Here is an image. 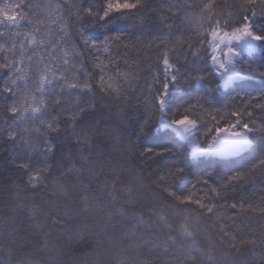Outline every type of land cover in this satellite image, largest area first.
<instances>
[{"label": "snow or ice", "instance_id": "obj_1", "mask_svg": "<svg viewBox=\"0 0 264 264\" xmlns=\"http://www.w3.org/2000/svg\"><path fill=\"white\" fill-rule=\"evenodd\" d=\"M145 7V0H103L99 9L85 6L84 0H13L0 7V160L21 174L26 191L44 193L35 199L16 197V209L25 210L30 221L28 230L16 227V217L0 218V253L6 257L0 264H45L37 239L43 237L47 247L51 232L45 229L68 233L69 247L95 237L98 249L105 244L111 251L134 247L141 257L155 254L160 264H209L216 257L198 243L201 220L212 221L204 227L213 232V246L225 249V257H237L225 264H243L246 252L264 249V233L257 236L245 222L253 215L264 217V195L257 204L228 194L230 186L264 170V158L223 183L205 176L186 188L178 183L186 175L183 157L157 169V159L171 149L137 146L152 125L175 128L192 155L222 152L228 145L248 143L249 134L264 135V96H247L223 109L208 107L204 98L175 110L170 103L174 92L203 81L208 65L224 83L242 73L264 77L260 68L245 63L248 53L264 54V0H186L192 15L181 20L185 28L168 23L178 15L169 5L160 15L166 34L146 44L143 34L135 42L122 35H107L103 41L84 36L89 23L105 27L114 14L134 16ZM142 44L155 61L140 83L143 65H134L120 49L126 54ZM98 100L120 108L115 128L101 131L90 120ZM137 106L143 107L144 120L134 139L128 125ZM200 128L202 140L193 135ZM65 143L76 148L80 167L70 153L64 154ZM117 156L125 163L135 161L134 166L126 169ZM145 173L151 178L146 187L167 205L147 207L138 195ZM71 200L96 208L100 220L73 226L66 209ZM126 205L140 214L135 224L118 232L110 227L112 213ZM148 236L160 242L157 248L148 247ZM94 255L91 264H99V252Z\"/></svg>", "mask_w": 264, "mask_h": 264}, {"label": "trees", "instance_id": "obj_2", "mask_svg": "<svg viewBox=\"0 0 264 264\" xmlns=\"http://www.w3.org/2000/svg\"><path fill=\"white\" fill-rule=\"evenodd\" d=\"M12 2L13 0H0V7H4L5 4ZM56 2L57 0H52L53 4ZM185 2L186 0H145L146 7L134 16L124 17L120 14H114L105 27H99L94 23L87 24L84 28V36L86 39L103 41L107 35H122L127 38V41L135 42L136 37L143 34L144 44H146L154 35L166 34L165 24L161 22L160 15L162 10L169 5L174 6L173 11L177 12L178 15L172 17L168 23L175 24L181 28L187 27V25L181 24V20L186 15H192V13L186 12L184 7ZM217 2L230 3L232 0H217ZM102 3L103 0H84L85 6L94 4L98 9L102 7ZM120 54L122 56L126 55V58L134 65H143L140 69V83H142L147 65L155 61V56L150 55L143 44L130 48L126 54L123 49H120ZM113 55H116V53L113 52ZM245 63L256 66L261 71H264V54L259 52L247 54ZM242 75V79L234 81L228 88H223L220 78L215 73L213 67L208 65L204 71L203 81L193 83L172 94L171 107L175 110L177 105H188L194 103L197 98H204L208 107L223 109L228 106L238 105L247 96H264V77L259 76L257 73H242ZM98 103L99 107L90 117V120L96 122L101 131L115 128L120 123V108L111 100H98ZM143 120V107L137 106L134 119L128 125V134L134 139L136 138L135 133L143 124ZM260 122L257 120V123ZM203 131V128L196 130L195 136L197 139H203ZM249 137L251 145L238 155L229 157L212 155L193 158L190 155L187 143L179 138L174 130L152 125L151 131L145 133L137 140V146L141 149L143 147H151L157 151L162 147L171 149V152H166L162 157L157 159L154 165L157 169H163L171 160L183 157L182 166L186 169V175L178 183L186 188H190L198 179L205 176L212 183H223L228 177L249 170L260 159L264 158V135L249 134ZM103 139H107V137H103ZM63 152L65 155L70 153L72 162L77 167H80L81 162L75 147L65 143L63 145ZM115 160L126 169L132 168L135 164V161L131 159H127L125 163V159H121L119 156L115 157ZM135 171L139 174L138 168ZM20 176L21 174L14 168L0 160V218L16 217V227L21 230H28L30 221L25 210L16 209V197L19 194L21 198L35 199L37 195L43 196L44 193L40 192L37 194L26 191L20 183ZM87 177L88 173L84 172L82 177L84 183H88ZM24 179H27V177H24ZM150 182L151 178L147 177V173H145L143 184L136 189L145 205L147 207L167 205L168 202L166 200H163L146 187ZM17 186H19V192ZM228 194L231 197H243L258 204L260 197L264 195V170H258L254 179L230 186ZM66 209L71 213L68 219L73 226L83 222L91 225L100 220V214L96 208L86 207L76 200L68 201ZM137 214H140L138 208L133 210L130 206L126 205L122 212L112 213L110 227H114L118 232H122L136 223L134 216ZM145 218L147 219V216ZM236 222L239 223V220ZM245 222L251 225L252 231L257 236L264 233V217L253 215L250 219L246 218ZM200 223L201 228L198 243L203 247L210 248L211 254L216 257V261L209 262V264H225L228 260H236L237 257L235 255L225 257L223 255L225 249L213 246L215 240L213 232L205 231L204 227H210L212 221L201 220ZM45 231L51 232V235L48 237L49 243L47 247L43 246V237H37L41 241L40 254L45 264H85V262L91 264L93 260L97 259L94 255L95 252H99V264H141L142 259L149 260L150 264H160V259L155 254L141 257L134 247L126 246L122 251H111L108 249L107 244H105L98 249L95 244V237H88L86 242H77L72 247H69L66 244L68 233L52 229H45ZM148 239V247H158L160 242L156 241L154 243V236H148ZM158 251L162 252V248H158ZM0 259H6V257L0 253ZM241 259L243 260V264H264V249L256 248L255 250L246 252Z\"/></svg>", "mask_w": 264, "mask_h": 264}, {"label": "rangeland", "instance_id": "obj_3", "mask_svg": "<svg viewBox=\"0 0 264 264\" xmlns=\"http://www.w3.org/2000/svg\"><path fill=\"white\" fill-rule=\"evenodd\" d=\"M250 54V53H248ZM214 69V68H213ZM215 73L217 74V76L220 78V76L218 75L217 71L214 69ZM243 78V75H239L237 77H234L230 82L228 83H224L221 78H220V81H221V86L223 88H228L229 86L232 85V83L236 80H239V79H242ZM163 129H166V128H169V129H172L176 132V134L178 135L179 138H181L182 140H184L189 149H190V155L191 157L193 158H197L198 156H212V155H218V156H222V157H227V156H234V155H238L239 153H241L242 151L246 150L247 148H249V146L251 145V140H250V137L248 138L249 139V142L248 143H245V144H241V145H228L225 147V149L222 151V152H201V153H198L196 155H192L191 154V148L188 144V141L182 137L175 128L173 127H162ZM195 132L196 130H194L193 132V135L195 136Z\"/></svg>", "mask_w": 264, "mask_h": 264}]
</instances>
